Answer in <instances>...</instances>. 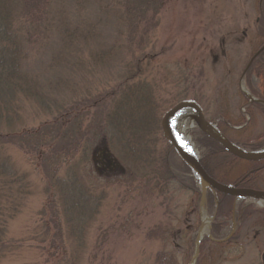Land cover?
I'll return each mask as SVG.
<instances>
[{"label":"trees","instance_id":"1","mask_svg":"<svg viewBox=\"0 0 264 264\" xmlns=\"http://www.w3.org/2000/svg\"><path fill=\"white\" fill-rule=\"evenodd\" d=\"M164 4L165 0H0V260L22 246L23 241L7 238L8 223L20 213L25 198L31 194L28 174L16 169L6 154L8 145L42 157L48 197L42 215H50L42 243L47 244L46 236L53 228L50 245L61 251L54 264H80L88 230L105 198L103 192L91 190L80 170V164L89 160L93 139L90 136L96 133L106 137L109 152L127 171L144 172L161 191L178 184L201 202V185L190 168L170 145L159 147L164 142L160 137L162 107L155 83L140 78L141 58L125 63L127 76L120 84L81 104H70L54 96L71 87L69 77L59 74L60 70L84 71L86 66L96 69L119 62L126 52V33L133 27L131 22H143L149 12L153 21ZM263 11L264 6L257 29L262 42L254 56L264 47ZM143 29L147 30V25ZM52 72L57 74L56 82L44 81L43 77ZM244 77L251 96L260 102H251L245 96L242 123L222 116L217 128L234 145L257 152L264 149V134L254 140H240L236 135L255 119L256 111L264 116V51L245 70ZM252 77L262 84L261 90L252 86ZM26 101L53 116L52 120L38 129L26 128L22 107ZM85 120L88 122L83 124ZM197 143L203 150L201 164L216 182L262 191L259 183L264 176V161L240 160L202 133ZM80 144L79 160L67 164L60 175L59 164L64 162L61 156L74 155ZM236 170L239 175L232 177ZM205 207L214 216L211 238L205 236L202 240L196 264L206 263L210 248L219 250L222 260L236 262L247 246L253 245V240L247 245L238 240L243 229L264 231V208L255 204L237 203L234 197L208 190ZM235 221V230L224 238L223 233ZM148 237L168 242L163 226ZM197 237L194 232L188 243L191 258ZM178 262L179 254L167 250L157 252L154 259L155 264Z\"/></svg>","mask_w":264,"mask_h":264},{"label":"rangeland","instance_id":"2","mask_svg":"<svg viewBox=\"0 0 264 264\" xmlns=\"http://www.w3.org/2000/svg\"><path fill=\"white\" fill-rule=\"evenodd\" d=\"M263 6L264 0H165L153 21L149 12L143 22L138 19L131 22L133 27L126 33V52L119 62L96 69L86 66L79 72L74 71L76 68L60 70L59 74L69 77L71 87L54 96L70 104H81L120 84L127 76L125 63L141 58L140 78L155 83L161 118L177 104L193 101L202 107L207 120L213 119L209 122L213 127L217 128L222 116L242 123L246 107L244 91L248 90L244 73L262 42L257 29ZM145 25L147 30L143 29ZM55 73L43 80L55 83ZM251 84L261 90L262 84L256 78H251ZM22 107L26 128L38 129L53 118L35 103L26 101ZM187 114L188 122L195 124L192 127L185 124L184 134L200 159L203 150L197 143L201 134L197 114L184 113L179 117L182 123ZM249 123L238 130V139L254 140L264 134V116L260 111L255 112V119ZM90 137L93 139L89 144V160L80 164V170L91 190L103 192L105 198L88 230L80 264H155V255L162 250L178 253V264H191L188 243L203 224L201 202L178 184H172L170 190H158L152 177H146L144 172H129L119 163L109 152L106 137L98 133ZM163 141L159 147L166 148L169 144L164 138ZM81 146L74 155L61 156L64 162L59 164L60 175L67 164L79 160ZM5 151L16 169L28 174L31 194L25 198L20 213L8 223L7 238L23 241L22 246L7 254L0 264H54L61 251L50 245L53 228L46 236L47 244L42 243L50 216L42 215L48 203L42 157L16 145L6 146ZM238 170L232 171V177L239 175ZM259 187L264 191V176ZM242 201L238 199V203ZM245 201L262 208L258 200ZM206 216L210 219L209 226L212 225L213 214ZM158 226L165 227L168 242L148 237ZM236 226L237 222H232L223 237H230ZM239 239L246 245L253 240V245L247 246L238 261H224L219 250L210 248L205 264H264V231L246 227Z\"/></svg>","mask_w":264,"mask_h":264},{"label":"water","instance_id":"3","mask_svg":"<svg viewBox=\"0 0 264 264\" xmlns=\"http://www.w3.org/2000/svg\"><path fill=\"white\" fill-rule=\"evenodd\" d=\"M264 51V47L257 53L260 54ZM256 55V56H257ZM250 61L249 66L246 70L250 67L253 60ZM245 95L250 99L251 102H259L255 98H253L249 92L244 91ZM194 111L197 114L198 118V128L201 133L205 136L209 137L211 140L220 144L229 154L232 156L247 162L258 163L264 161V149L257 151V152H248L240 147L234 145L228 139H226L218 130L215 132L212 130L210 123L207 120L206 114L202 107L198 105L196 102L193 101H183L172 109L168 110L164 116L161 118V131L164 140L173 148V150L177 153L180 159L190 168V170L194 173L195 177L199 180L201 184V216L203 217L204 213H207L206 209L204 208L208 190H213L223 195H228L234 197L236 199H246V200H264V191L254 190V189H243L238 188L235 185L224 186L220 183L216 182L212 179L208 173L205 171L204 167L201 164L200 159L196 157L194 154L187 153L182 149L179 145L178 141L173 132V126L171 120H176L181 115L188 111ZM205 209V210H204ZM211 225L209 226V232L206 234H202V227L198 233V237L195 243V253L192 259L191 264H196L199 253H200V245L205 235H210Z\"/></svg>","mask_w":264,"mask_h":264},{"label":"bare ground","instance_id":"4","mask_svg":"<svg viewBox=\"0 0 264 264\" xmlns=\"http://www.w3.org/2000/svg\"><path fill=\"white\" fill-rule=\"evenodd\" d=\"M193 113V111H188L186 113ZM185 113V114H186ZM189 114L186 115V117L182 120L183 123L181 122V120L179 118H177L176 120H171L170 123H172V128H173V132H174V135L176 137V140L178 141L179 145L182 147V149L184 151H186L187 153H190V154H194V150H193V146L191 145V141L189 139V137L187 135L184 134V131H185V128L187 125L185 124H188L189 127H192L194 126V122H188V116ZM182 119V117H181ZM180 120V121H179ZM212 127V130L213 131H217L216 127ZM258 204L262 207H264V200H260L258 201ZM209 223H210V219L206 216V213L203 214V224H202V234L206 233V230L209 226Z\"/></svg>","mask_w":264,"mask_h":264}]
</instances>
